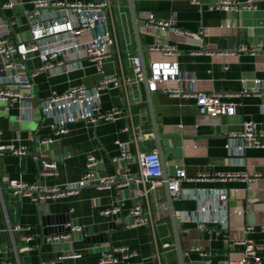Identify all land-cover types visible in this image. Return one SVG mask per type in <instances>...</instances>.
Returning <instances> with one entry per match:
<instances>
[{
  "label": "crops",
  "instance_id": "1",
  "mask_svg": "<svg viewBox=\"0 0 264 264\" xmlns=\"http://www.w3.org/2000/svg\"><path fill=\"white\" fill-rule=\"evenodd\" d=\"M35 1L0 0V20L14 22L11 37L17 42L32 44L36 21L48 26L63 20L53 12L45 13L43 20L30 18ZM221 1L134 0L148 71L153 61L177 62L183 73L197 78L198 89L221 93L224 100L236 104L234 115L213 118L199 113L193 96L161 90L152 94L165 172L170 178L184 168L188 176L181 183L180 198L174 199L184 247V237L193 234L186 264H228L229 258L243 255L244 248L237 243L241 239H252L264 248V147H248L243 155H234L228 148L229 134L242 132L248 119L264 139V87L255 84L256 78L264 80V0H232L239 7L230 10L215 7ZM5 2L13 6L3 7ZM111 3L106 28L98 27L94 35L107 29L115 40V53L106 61L105 72L119 76L117 87L97 94L102 74L76 51L60 56L77 63L73 70H43L29 84L18 82L12 70L0 76V89L33 95L31 110L22 109L19 102L0 101V148L11 142L28 146L25 155L0 153V262L99 264L104 252L128 246L137 255L129 259L119 255L117 264H180L169 211L159 209L167 200L164 180L159 179L153 189L151 182L122 184L126 174L141 175L140 155L158 147L146 87L144 81L134 79V63L128 55H138L128 0ZM143 11L153 12L158 19L175 14L179 27L200 32L201 39L151 30ZM157 41L173 49L151 50ZM41 63L38 57L31 58L26 71ZM76 84L89 89L90 97L84 102L56 106L46 100L53 91ZM95 104L121 112L116 120L90 124L85 116ZM59 126L69 127V133L40 144V138ZM118 142H129V160H114L120 154ZM89 154L101 160L99 174H117L120 182L39 201L10 186L15 179L47 187L76 181ZM43 159L57 163V174H43ZM219 172L248 176L226 181L197 178ZM222 191L229 195L226 204L218 199ZM119 204L118 216L103 214L105 208ZM138 204L150 212L153 225L127 226L133 220L130 209ZM78 226L81 229H75Z\"/></svg>",
  "mask_w": 264,
  "mask_h": 264
},
{
  "label": "built area",
  "instance_id": "2",
  "mask_svg": "<svg viewBox=\"0 0 264 264\" xmlns=\"http://www.w3.org/2000/svg\"><path fill=\"white\" fill-rule=\"evenodd\" d=\"M199 3L200 0H193ZM239 4L232 0H222L215 7L230 10L238 8ZM3 7H12V2H5ZM244 7H250L245 4ZM112 10L111 0H36L34 8L29 13L30 18H45V13L53 12L63 20H54L48 26L36 21L32 28V44L17 42L11 37L14 22L4 23L0 20V76L5 77L7 70L13 71V77L21 84L33 82V78L43 70H52L55 73L73 70L78 65L70 63L66 59H60L62 55H69L72 51L80 52L97 68L102 74V78L96 86V93H102L120 84L119 76L107 74L105 63L111 58L115 51L113 46L115 40L110 36L106 29L102 34L96 36L94 31L98 27L106 28L109 13ZM142 16L147 28L151 30L169 31L174 34H184L193 38L201 39L200 32L183 29L177 25L176 15L173 14L169 19H158L151 11H143ZM151 50L169 51L173 49L169 45H161L157 41L150 47ZM129 57L134 63V79L144 81L141 59L139 55L128 52ZM20 59L17 60L16 57ZM38 57L41 65L27 72L26 61ZM148 80L152 91L161 90L174 96H193L196 99V107L200 114L209 117H219L221 115L232 116L236 113V104L233 101L223 99V94L209 92L196 87L197 78L191 74L183 73L177 62L153 61L148 71ZM173 83V84H172ZM257 88L264 87V80L255 79ZM33 95H26L19 90L0 89V101L10 103L19 102L22 109H32V102L29 101ZM90 97L89 89L85 84L69 86L64 91H53L46 100L52 105H70L72 103H82ZM121 112L119 108L105 111L99 104L93 106L92 112L85 116L90 124H98L99 121H113L118 118ZM69 133V127L59 126L54 128L51 134L39 139L40 144L53 143L60 137ZM120 154L114 160H129L132 157L129 142H118ZM248 147H264V139L257 132V125L252 119L244 122L242 132H232L229 134L228 148L234 155H243ZM9 151L16 155H25L28 152L27 145L16 146L8 143L0 148V153ZM141 165V175L139 177L126 174L122 184H129L134 181L137 184L151 182V188H155L163 174L162 162L157 150L142 153L139 157ZM101 160L95 155L89 154L82 176L71 182L59 184L54 187H47L42 184H30L22 179H15L10 182V186L17 193L31 197L34 201L57 197L63 194H75L81 188L97 186L99 188L111 187L120 182L117 174H99L97 172ZM43 174H57V163L54 161L41 160ZM247 173L239 172H219L217 174L204 173L197 178L218 180H231L234 177H247ZM187 173L184 168H178L175 174L168 179L169 188L174 199L181 196V183L186 179ZM218 199L227 203L229 195L226 191L218 192ZM243 210H239L242 213ZM121 206L113 205L103 210V214L118 216ZM133 220L127 224L128 227L139 225L154 224L150 212L140 204L130 209ZM75 229H81L80 226ZM250 229H252L250 227ZM55 238H59L56 236ZM244 248L243 255L239 258L231 257L228 264H262L264 261V248L256 244L252 239H241L237 241ZM196 251H203L195 248ZM1 252V247H0ZM119 255L123 259H129L137 255V251L128 246L114 247L104 252L99 259V264H117ZM68 256H79V254H68ZM0 264H7L3 261Z\"/></svg>",
  "mask_w": 264,
  "mask_h": 264
},
{
  "label": "water",
  "instance_id": "3",
  "mask_svg": "<svg viewBox=\"0 0 264 264\" xmlns=\"http://www.w3.org/2000/svg\"><path fill=\"white\" fill-rule=\"evenodd\" d=\"M127 7H128L130 14H131L133 30H134V35H135L136 44H137V53L141 59L142 70H143V74H144V84H145L146 91H147V98H148V103H149L150 111H151L154 134H155V138L157 140L158 153L160 155L161 162H162L163 174L161 176V179L164 180V187L166 190L167 200H166V202H164L163 204H161L159 206V209H161V210L167 209L169 211V214H170V217L172 220V225H173L175 245L177 248L179 262H180V264H186V256H185L186 254L185 253L187 251V248L184 247L183 243H182L181 224L179 222L174 198H173L171 191H170V188H169V182H168L169 176L166 174L165 169H164V159L162 156V150H161V144H160V138L161 137L159 136V132H158L157 124H156V117H155V113H154V109H153L152 94L154 91H152L150 89V85H149L148 67H147V64L145 61V55H144L145 50H144L142 43H141V35H140V29H139V24H138V16H137L134 0H128ZM232 47H234V45ZM6 103H8V102H6Z\"/></svg>",
  "mask_w": 264,
  "mask_h": 264
},
{
  "label": "rangeland",
  "instance_id": "4",
  "mask_svg": "<svg viewBox=\"0 0 264 264\" xmlns=\"http://www.w3.org/2000/svg\"><path fill=\"white\" fill-rule=\"evenodd\" d=\"M193 234H189L187 236L184 237V241H185V247L189 248L191 245V242H189L191 240Z\"/></svg>",
  "mask_w": 264,
  "mask_h": 264
}]
</instances>
